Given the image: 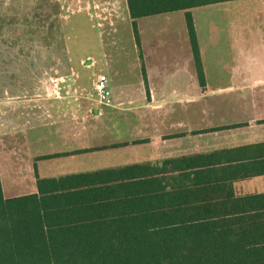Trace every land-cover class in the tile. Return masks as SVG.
Listing matches in <instances>:
<instances>
[{"label": "trees", "instance_id": "1", "mask_svg": "<svg viewBox=\"0 0 264 264\" xmlns=\"http://www.w3.org/2000/svg\"><path fill=\"white\" fill-rule=\"evenodd\" d=\"M228 1L127 5L137 37V19ZM225 155L38 178L37 192L8 198L0 183V264H264V193H237L232 183L264 175V167Z\"/></svg>", "mask_w": 264, "mask_h": 264}, {"label": "crops", "instance_id": "2", "mask_svg": "<svg viewBox=\"0 0 264 264\" xmlns=\"http://www.w3.org/2000/svg\"><path fill=\"white\" fill-rule=\"evenodd\" d=\"M103 1L94 0L95 5L88 3L83 9L90 15H122L124 20H120H129L134 53L132 82L126 87L115 81L113 73L109 105H100L95 99V106L89 110L85 99H77L75 107L70 105L62 112L54 104L48 123L41 122V109L34 99L28 108L20 102L13 111L12 106L8 110L3 107L0 141L12 138L16 132L19 137L12 141L19 146L29 144L36 150L29 151L27 159L32 172L29 190L5 195L0 178L3 196L37 192L38 178L156 163L193 154L243 155L250 158L239 160L238 164H249L247 168L255 169L264 167V46L260 45L255 54L246 45L235 44L233 49L230 46V57L206 59L197 37L193 11L209 5L152 15L180 14L178 30L165 22L166 26L155 25L148 31L139 24L142 18L137 19L135 37L127 0H110L99 9L97 4L102 6ZM74 11L81 12V8ZM187 12L192 17L203 83L194 61ZM114 20L119 22L117 18ZM116 29L117 26L113 33ZM106 42L115 44L114 40ZM85 59L94 62L91 55ZM121 112L132 114L126 116ZM138 124L145 129L142 135H128ZM121 133L125 136H120ZM42 143L45 148L47 145V151L40 147ZM5 145L2 148L0 144L1 150H9V144ZM101 160L106 166L101 165ZM12 164L17 167L19 161ZM232 183L237 193H264V175L236 179ZM6 189L13 191L9 184Z\"/></svg>", "mask_w": 264, "mask_h": 264}, {"label": "rangeland", "instance_id": "3", "mask_svg": "<svg viewBox=\"0 0 264 264\" xmlns=\"http://www.w3.org/2000/svg\"><path fill=\"white\" fill-rule=\"evenodd\" d=\"M93 1L0 0V126L3 107L8 110L12 106L13 111L20 102L28 108L33 99L40 106L42 123H48L54 104L57 111L63 112L70 105H77L75 100L85 99L88 109H92L96 75L107 77L108 89L113 73L115 81L126 87L132 82L134 53L129 20L123 22L122 15L85 13L83 6L95 5ZM109 1L104 0L97 7L102 9ZM78 7L81 12L74 11ZM193 17L206 59L230 57V46L233 49L235 44H244L255 54L260 45L264 46V0H233L200 7L194 9ZM165 22L178 30L180 14L142 18L139 24L151 31L155 25L166 26ZM108 40H114L115 44L109 45ZM88 55L93 63L85 59ZM143 131L138 124L128 135L137 137ZM41 132V136L46 135L43 129ZM14 134L12 138L16 140L19 135ZM12 138L0 141L2 148L5 143L10 146L9 150L0 148V178L5 195L25 193L32 185L27 159L29 151L36 150L29 144L19 146ZM43 145L40 147L47 151V145L46 148ZM18 161L19 165L14 167L12 163ZM100 163L106 166L104 161ZM8 184L13 191L6 189Z\"/></svg>", "mask_w": 264, "mask_h": 264}, {"label": "built area", "instance_id": "4", "mask_svg": "<svg viewBox=\"0 0 264 264\" xmlns=\"http://www.w3.org/2000/svg\"><path fill=\"white\" fill-rule=\"evenodd\" d=\"M95 97L100 105L110 104V91L107 85V77L104 74L96 75L93 82Z\"/></svg>", "mask_w": 264, "mask_h": 264}]
</instances>
